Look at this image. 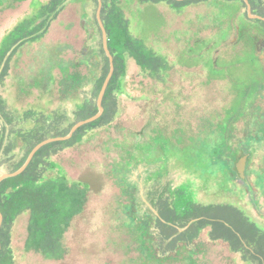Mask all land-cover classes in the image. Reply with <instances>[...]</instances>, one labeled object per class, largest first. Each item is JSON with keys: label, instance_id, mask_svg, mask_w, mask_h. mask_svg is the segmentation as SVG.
Wrapping results in <instances>:
<instances>
[{"label": "rangeland", "instance_id": "obj_1", "mask_svg": "<svg viewBox=\"0 0 264 264\" xmlns=\"http://www.w3.org/2000/svg\"><path fill=\"white\" fill-rule=\"evenodd\" d=\"M2 1L0 41L32 11V0ZM121 5L135 36L169 58L172 75L166 83L157 82L129 61L125 89L119 96L121 112L115 124L93 133L85 143L57 158L71 179H83L92 189L85 211L73 220L66 235L68 255L51 260L27 251L29 216L24 214L14 228L17 264H140L137 242L141 238L150 240L147 250L160 251L161 257L166 253L167 259L155 264H249L227 243L211 240L208 230L176 251L168 252L167 244H154L159 239L155 203L170 188L186 184L198 202L237 206L264 230V145L262 148L259 144L253 153L243 177L228 149L216 146L212 150L206 148V143L202 146L201 142L213 137L205 130L207 125L223 129L225 123L221 122L238 96L226 77H211L205 59L198 57L200 53L218 58L219 66L227 68L231 55L253 52L251 41H264V29L249 21L246 5L238 0L204 1L180 11L166 3L140 0H121ZM99 10L98 2L69 0L51 20L43 37L25 42L9 59L0 95L12 121L0 117V177L8 174L25 153L18 138L20 132L48 128L56 120L61 130H72L78 123V105L99 102L96 80L103 55L100 50L106 43ZM232 73L240 79L249 75L243 65ZM29 110L39 112L40 119L27 118ZM237 126L238 136L244 135L245 122ZM156 128L167 136L182 128L190 141L199 142L196 155L204 150L209 154L201 163L199 159L187 160L182 152L135 162L126 177L135 188L134 196L124 194L112 176V166L137 142L150 141ZM48 135L52 137V133ZM110 136H115V145L106 144ZM256 137L264 142V130ZM11 145L12 152L6 153ZM125 216H131L135 226L127 225Z\"/></svg>", "mask_w": 264, "mask_h": 264}, {"label": "trees", "instance_id": "obj_2", "mask_svg": "<svg viewBox=\"0 0 264 264\" xmlns=\"http://www.w3.org/2000/svg\"><path fill=\"white\" fill-rule=\"evenodd\" d=\"M68 1H33L31 13L4 36L0 44V84L8 76V62L17 48L25 42L36 41L43 37L51 20L58 15ZM92 1L99 4L101 2L99 23L102 21L107 32V46L112 57L111 59L107 54L105 46L102 47L100 50L101 55L103 54L102 62L99 77L96 80L97 93H101L112 72L102 99L104 111L97 119L80 126L68 138L64 137H67L71 130H61L59 120L48 125V128L33 127L18 134L25 153L19 162L11 166L10 172L23 167L38 144L47 139L54 140L42 145L21 173L6 177L0 182V211L3 215L0 225V264H17L13 238L14 228L18 219L24 214L29 216L25 242L27 251H35L51 260H62L68 255L66 235L73 220L85 211L92 189L90 184L83 179H71L67 168L57 158L62 153L85 143L93 133L108 129L115 124L121 112L119 96L125 89L130 60L144 74L157 82L166 83L172 75L173 65L169 58L149 46L143 38L135 36L131 22L121 5V0ZM140 1L150 4L166 3L171 8L180 11L196 3L210 0ZM249 1L253 5L254 12L257 13V5L262 0ZM34 4L35 9H33ZM232 7L235 8V5ZM262 23L264 25V22ZM203 58L213 76L225 73L226 68L219 66L218 58L206 56ZM243 94L239 90L236 100H242ZM98 112L97 102L85 101L78 105L75 115L77 121L80 122L95 116ZM0 114L6 122L11 123L12 119L5 112L1 95ZM25 116L35 120L40 119L39 112L32 110L26 112ZM221 123H225L223 129L222 127L213 129L211 123L207 125L208 128L205 130L213 137L209 141L201 142L202 146L206 143V148L210 146L212 150L216 146L226 149L228 125L226 119ZM51 133L52 137L49 138L48 134ZM109 143L115 145V136L108 138L106 144ZM198 148L199 142L195 143L194 139L190 141V137L184 136L182 128H176L175 132L169 136L162 129L156 128L153 130L150 141L137 142L133 146L134 150L129 149L120 160L115 161L113 166L111 165L112 176L122 186L124 194L134 196L135 188L128 183L126 178L133 163L140 160L159 159L168 152H182L187 160L199 159L197 161L201 163L209 153L204 150L196 155ZM12 150L13 145L6 153ZM224 167L226 168V165ZM155 205L159 214L156 220L159 239L155 240L154 244H167L168 252L176 251L183 244L195 242L203 231L208 230L211 240L227 243L230 249L241 254L247 263L264 264V230L237 206L200 203L195 199L190 186L186 184L170 188L167 194L157 198ZM125 223L135 226V221L131 216H125ZM137 243L142 256L140 264H155L167 259L166 253L161 257L159 256L160 251L147 250L146 247L151 245L150 240L141 238Z\"/></svg>", "mask_w": 264, "mask_h": 264}, {"label": "flooded vegetation", "instance_id": "obj_3", "mask_svg": "<svg viewBox=\"0 0 264 264\" xmlns=\"http://www.w3.org/2000/svg\"><path fill=\"white\" fill-rule=\"evenodd\" d=\"M33 1L35 0H32L31 7ZM238 1H242V0H238ZM247 1L243 0L242 2L247 7V16L249 18V21L258 24L260 28L264 29V25L262 23L264 22V0H262L260 4L257 5L258 7L257 13L254 12L255 10L251 2L249 0ZM0 2H1L0 4L4 3L2 0H0ZM5 2H9V0H6ZM16 2L20 3L21 0H16ZM40 2H46V1H40ZM249 6H251V12L254 14L255 17L249 16ZM12 29H10L8 32H10ZM4 36L2 37L0 44ZM251 45L253 52L243 51L240 54H233L230 56L231 61L229 62L226 68L227 71H225L224 74H220L219 76L215 77L211 73V77L212 76L215 78L226 77L227 80H229L231 83L232 90L236 92L240 90L244 93L243 97L241 98L242 100L240 101L233 100L229 110L227 109L226 117H225L228 125L227 127L228 130L226 133V138H227L226 149L229 150V156L232 157V159L235 158L234 159L235 168L237 171H238L237 164L241 160H243L247 155H250L249 160L245 163L244 174L247 169L248 163H250L251 161L250 159H252L253 153L257 150L259 144H261L260 146H262V148L264 145L262 139L260 138L259 140L256 137L260 131L264 130V110H262V104L264 103V41L256 42V43H253L251 41ZM247 47L248 46H246V48ZM198 57H205V55L203 56L202 54H200ZM240 65L246 66L248 68L249 75L247 79H240L239 77L235 76L232 73V71L236 67L238 68ZM0 117L3 120H5V118L1 114ZM240 121L245 122V126H246V133L242 135L243 137L238 136V134L236 133L239 127L237 125H239ZM249 123L253 125V127H257L258 131L255 132L254 128L250 129Z\"/></svg>", "mask_w": 264, "mask_h": 264}, {"label": "water", "instance_id": "obj_4", "mask_svg": "<svg viewBox=\"0 0 264 264\" xmlns=\"http://www.w3.org/2000/svg\"><path fill=\"white\" fill-rule=\"evenodd\" d=\"M246 1H247V0H246ZM247 2H248V1H247ZM100 8H101V2H100ZM249 16H250V17H255L254 14L251 12V6H249ZM99 19H100V11H99ZM100 23H101V27H102V29H103V33H104L105 40H106V43H105V49H106V51H107V54L111 57V55H110V51H109V48H108V46H107V32H106V30H105V28H104V25L102 24V21H100ZM111 59H112V57H111ZM112 70H113V67H112ZM111 75H112V72H110V74H109V76H108V78H107V80H106V82H105V84H104V86H103V88H102V91H101V93H100L99 102H98V104H99V112H98V114H96L95 116H93V117H91V118H89V119H86V120H84V121H80V122H78V123L74 126V128L71 130L70 134H69L67 137H64V138L71 137V135H72V134H73V133H74V132L80 127V126H82V125H84V124H86V123H89V122H91V121L97 119V118L103 113L104 108H103V106H102V99H103V95H104V93H105L106 87H107V85H108V82H109V80H110V78H111ZM56 139H62V138H56ZM52 140H54V139H47V140L43 141L42 143L38 144V145L34 148V150L31 152V154L29 155V157H28L26 163L23 165V167H21L19 170L15 171V172H10V173H8V174H5V175L1 176V177H0V182H1L4 178H6V177L15 176V175L21 173V172L26 168V166L30 163V161H31V159L33 158L35 152H36V151H37L42 145H44V144H46V143H48V142H50V141H52ZM249 157H250V155H247L243 160H241V161L237 164L238 172H239L240 176H242V177L244 176V167H245V163L249 160ZM2 219H3V215H2V213H1V211H0V225H1ZM0 249H1V240H0Z\"/></svg>", "mask_w": 264, "mask_h": 264}]
</instances>
